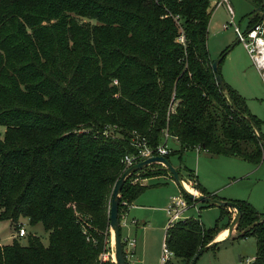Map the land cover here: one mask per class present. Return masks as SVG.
Segmentation results:
<instances>
[{
    "label": "trees",
    "instance_id": "trees-1",
    "mask_svg": "<svg viewBox=\"0 0 264 264\" xmlns=\"http://www.w3.org/2000/svg\"><path fill=\"white\" fill-rule=\"evenodd\" d=\"M254 2L264 10V0ZM212 11L210 0H0V219L26 216L48 232L47 244L35 233L25 244H0V264H112L101 257L110 246L111 191L137 135L151 146L165 133L175 139L169 160L198 147L261 162L262 120L212 68ZM260 17L253 13L246 28ZM184 168L196 189L220 198ZM160 173L169 171L151 163L125 178L119 222L122 200L149 186L134 178ZM228 200L241 210L238 236L256 238L247 264H264V213ZM220 207L224 226L187 216L167 228L174 256L189 264L229 224L230 209Z\"/></svg>",
    "mask_w": 264,
    "mask_h": 264
},
{
    "label": "rangeland",
    "instance_id": "rangeland-1",
    "mask_svg": "<svg viewBox=\"0 0 264 264\" xmlns=\"http://www.w3.org/2000/svg\"><path fill=\"white\" fill-rule=\"evenodd\" d=\"M229 3L234 10L232 19L223 5L213 9L207 27V47L213 60L223 55L219 62L223 80L244 96L249 110L262 120L261 129L264 132V80L259 71L256 70L244 44L237 40L234 30V23H236L244 31L250 16L255 12L260 13V10H258V4L254 0H229ZM226 22L229 24L224 27ZM168 144L173 148L177 147V143L172 138L168 139ZM170 161L174 166L182 167L178 164L180 160L176 153L170 156ZM181 163L187 168L193 169L201 184L210 189H217L216 193L220 199H244L256 211L264 213V152L261 162L253 164L238 156L210 154L204 149L197 152L196 148H189L183 152ZM160 174L170 175V173ZM188 175V170H185L183 166L181 177L185 180L184 182L190 183V186L195 190L194 180ZM138 180L149 185L137 196L136 201L154 205L157 219L149 220L151 224L155 225L160 219L167 221L168 214L165 208L161 210L159 207H162L164 202L167 205L173 196L182 195L179 185L172 178L165 179L162 176L156 177L154 175L153 177H137L133 181ZM190 205L184 211V215L200 218L206 227L216 224L221 227L228 222V216L226 214L221 215L220 206L200 207L198 202L195 205ZM228 209L233 216L235 209L233 207H228ZM18 221L23 223L27 231L25 235L20 236V242L25 244L28 234L35 233L43 243H48V232L41 222L30 223L26 216H21ZM16 228L17 225L10 219H0V241L10 243L13 238L9 235ZM164 228H162L163 231ZM238 234L239 231L235 227L230 237L224 238L226 233L225 236L217 239L219 242L216 246L205 249L198 256L195 264H247L255 255L256 238L250 233L244 236H238ZM109 243V249L102 252L101 257L102 259L110 257L113 262L115 259L114 251L111 249L113 243L111 229ZM173 256L171 255V257Z\"/></svg>",
    "mask_w": 264,
    "mask_h": 264
},
{
    "label": "built area",
    "instance_id": "built-area-1",
    "mask_svg": "<svg viewBox=\"0 0 264 264\" xmlns=\"http://www.w3.org/2000/svg\"><path fill=\"white\" fill-rule=\"evenodd\" d=\"M210 1L213 4V9L217 6L223 5L232 19L234 10L230 5L229 0ZM260 12L261 17L251 27L246 28L244 31H242L239 25L234 23V30L237 35V39L241 41L247 48L249 55L260 70V74L262 76V79L264 80V10H261ZM228 24L229 23L226 22L224 24V27H227ZM178 39L180 41H184L183 34L179 35ZM114 81L116 82V80ZM169 138L170 136L165 133L163 143H159L156 146H151L147 143L146 137L144 135H137L133 143L136 147V151L131 153L127 152L121 157V161L124 164V170L133 163L140 161L146 157L158 154L164 155L168 153L171 150V146L168 144ZM196 149H198V147ZM122 203L127 204L126 200H122ZM195 203V201H189L183 195L173 196L172 199L165 206V210L168 214L166 228L170 227L178 219L187 217L186 215H184V211L186 210V208L191 206L190 204L195 205ZM16 225V230L10 233L11 238H17L26 233V229L23 226L22 222L17 221ZM111 249L114 250L113 243L111 244ZM171 255H173V252L169 249L166 242L164 241L162 245V254L160 257L161 262L164 263L165 261L170 259ZM113 262V264H116L115 261Z\"/></svg>",
    "mask_w": 264,
    "mask_h": 264
},
{
    "label": "crops",
    "instance_id": "crops-1",
    "mask_svg": "<svg viewBox=\"0 0 264 264\" xmlns=\"http://www.w3.org/2000/svg\"><path fill=\"white\" fill-rule=\"evenodd\" d=\"M252 62L255 65L256 70L259 71L260 73V70L256 66L253 59H252ZM173 141L176 142L175 139H173ZM199 150H201V148L196 149L197 152H199ZM178 164H180L181 166L182 165L185 166L184 164L181 163V160L178 162ZM154 176L156 177L162 176L165 179L172 178L170 177V175H166V174H158ZM150 177H153V176H150ZM198 182L200 183L199 180ZM201 185L205 187L208 191L212 193H216L217 189H210L203 184ZM196 191H199V190L197 189ZM136 198L126 205L125 209L123 210L121 214L120 232H121V239L123 243V249L127 255V261L129 264H163L161 262L160 255H161V246L163 245V242L165 241L166 230H167L165 224L167 223V221L160 219L157 221L155 225L151 224V221L149 220L157 219L156 210L155 208H153L154 205L151 206V205H147L143 203H138V201H136ZM165 203L166 202H164L162 207H159L161 208V210L162 209L164 210L165 205H166ZM162 228H164V231L162 230ZM224 230L227 233V226L223 227L220 230V232ZM218 234L217 236H215L213 240L217 241V239H220L223 236H225L224 234L220 237L218 236ZM17 239L20 240V236L17 237ZM0 244H2L1 241H0ZM168 262L169 264H185V261L182 258H179L176 256L170 257Z\"/></svg>",
    "mask_w": 264,
    "mask_h": 264
},
{
    "label": "water",
    "instance_id": "water-1",
    "mask_svg": "<svg viewBox=\"0 0 264 264\" xmlns=\"http://www.w3.org/2000/svg\"><path fill=\"white\" fill-rule=\"evenodd\" d=\"M238 40V39H237ZM223 57V55H221L220 57L214 59L212 61V68L214 70V72L216 73V79L217 82L219 83V85L224 88V80L221 76V74L218 72V64L221 60V58ZM161 163L162 165H164L169 173L172 175L173 179L175 180V182L179 185L180 189L183 190L185 192V194L194 199V200H198V201H203V202H207L209 204H213V205H217V206H228V207H233L235 209V213L232 216L228 226H227V235L225 237H230L233 228L236 225V222L241 214V210L238 204H236L234 201L231 200H223L217 197H212L208 194L199 192V191H191L189 189H187L185 187V185L183 184V179L181 177V174L179 173V171L177 170V168L173 165V163H171V161L169 159H167V157L165 155H152L149 157H146L140 161H137L135 163H133L132 165L128 166L123 172L122 174L117 178V180L115 181L112 191H111V197H110V204H109V225H110V229L112 231V240H113V251H114V259H115V263L116 264H129L127 261V255L123 249V243H122V239H121V232H120V222H119V218H118V200H119V195H120V188L121 185L123 183V181L125 180V178L132 172L141 169L145 166H147L148 164L151 163ZM245 229L242 231L244 232ZM214 241L216 240H212L209 243H207L206 245L202 246L198 252L193 256V258L191 259L189 264H195L196 259L198 258V256L205 250L207 249Z\"/></svg>",
    "mask_w": 264,
    "mask_h": 264
},
{
    "label": "bare ground",
    "instance_id": "bare-ground-1",
    "mask_svg": "<svg viewBox=\"0 0 264 264\" xmlns=\"http://www.w3.org/2000/svg\"><path fill=\"white\" fill-rule=\"evenodd\" d=\"M183 184L185 185V187L187 188V189H189V190H191V191H196V190H194L191 186H190V184L189 183H186V182H184L183 181ZM191 187V188H190ZM226 233V231L224 230V231H222V232H220L219 234H218V236H222V235H224Z\"/></svg>",
    "mask_w": 264,
    "mask_h": 264
}]
</instances>
